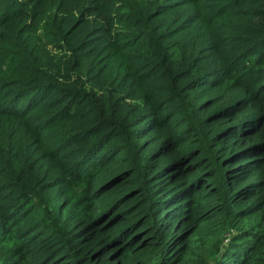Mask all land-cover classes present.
I'll use <instances>...</instances> for the list:
<instances>
[{"label": "trees", "instance_id": "1", "mask_svg": "<svg viewBox=\"0 0 264 264\" xmlns=\"http://www.w3.org/2000/svg\"><path fill=\"white\" fill-rule=\"evenodd\" d=\"M0 264H264V0H0Z\"/></svg>", "mask_w": 264, "mask_h": 264}]
</instances>
